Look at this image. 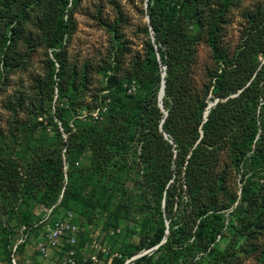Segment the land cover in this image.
<instances>
[{
  "label": "trees",
  "instance_id": "16d2710c",
  "mask_svg": "<svg viewBox=\"0 0 264 264\" xmlns=\"http://www.w3.org/2000/svg\"><path fill=\"white\" fill-rule=\"evenodd\" d=\"M238 1L148 2L147 15L153 33L152 42L147 44V50L152 54L151 70L157 71L158 64L165 67L163 110L155 100L162 76L146 73L143 68H139L137 76L148 95L144 99L121 95V83H117L116 76H110L106 87L110 90L112 101L109 105L106 104L104 113L102 104L98 105L101 107L92 106L91 102L83 100L79 103L74 98L85 87L86 82L85 77L80 78V71H67L61 56L66 35H70L73 29L72 19L70 14L64 12L66 0H53L50 3L51 11L38 23L41 33L39 40L48 49L55 50L53 60L58 64V70L54 74L64 83L66 92L62 98L70 106H60L52 115L43 107H38V114L50 118L59 136V128L53 119L60 124L66 135L61 141L64 155L62 156V148L59 147H29L24 163H20L11 153L0 150V234L6 243H11V253L16 243L10 229L12 222L17 221L18 229H23L25 235H33L36 206L52 208V212L62 206L65 207V213H71L69 209H74L85 216L87 222L92 218L93 212L101 214L104 205L100 196L107 190L111 197L119 189L111 172L122 173L130 168L129 148L135 144L139 148L134 154L140 186L152 193L158 206L163 200L167 211L175 203L174 197L185 194L186 199L181 202L188 212V219L195 221L200 218L195 230L191 232V227L183 223L174 228L178 224L173 222L171 216L167 217L170 227L169 235L166 236L162 213L159 212L158 227L143 247H154L165 237L166 242L158 248L166 250L168 261L162 260L161 264H169L179 258L183 261L186 259L187 264L195 254L206 251L209 257L207 259L212 263L217 260L212 244L217 236L222 235L225 217L220 210L227 207L219 205L217 198L225 192V188L223 176L215 173V156L219 148L229 142L233 165L237 166L248 160L257 163V168L264 160V80L260 78V74L264 72V60L257 61V54L264 57V3L262 7L247 13L246 19L261 30L256 33L255 29L252 33L249 29L243 52L239 53L241 62L236 61L215 69L208 77L209 83L204 86L202 97L195 94L188 83L193 47L197 41L189 30L194 27L197 31H202L205 27L210 47L219 58L215 35L224 22L225 12ZM48 62L54 64L51 60ZM52 74L47 85L50 94L54 84ZM147 74H150L149 78H146ZM210 88V94L213 98H218V101L207 109L205 99ZM62 90L64 89L61 87L60 92ZM238 90L240 91L235 97H229ZM106 98L109 95L103 97V104ZM224 98L227 99L222 101ZM77 103L79 104L74 107ZM96 108H99L97 118L101 119H91V112ZM233 125L236 128L231 130ZM258 130L260 132L257 136ZM86 149L92 153L90 166L78 169L85 182L92 179V188L85 195L83 187L75 189L73 186V162ZM247 153L249 155L246 157ZM64 162L67 164L66 171L63 170ZM105 174L109 175L108 182L111 183L107 188L103 185V178H100ZM64 175H67L66 184ZM253 187L250 181L242 186L240 204L235 213L241 210V203L255 208L257 201L252 194ZM20 206L23 207L22 211ZM74 222L77 224L75 219ZM247 225L248 223H242L245 231ZM254 227L257 225L254 224ZM79 236L81 237V233ZM190 237L194 241L191 244L184 243ZM20 245H17L16 252ZM141 246L137 247V251ZM64 249L65 247L60 248L61 251ZM115 261V264H123L125 259L118 258ZM143 261L153 264L151 257H142L133 264Z\"/></svg>",
  "mask_w": 264,
  "mask_h": 264
},
{
  "label": "rangeland",
  "instance_id": "374dc122",
  "mask_svg": "<svg viewBox=\"0 0 264 264\" xmlns=\"http://www.w3.org/2000/svg\"><path fill=\"white\" fill-rule=\"evenodd\" d=\"M66 1L64 12L70 14L73 29L70 35H66L61 56L67 71L71 72L73 69L80 71V78L85 77L86 82L85 87L74 96L75 100L79 103L83 100L91 102L92 106L102 104L104 113L106 104L109 105L112 101L110 90L106 87L107 78L110 76H116L117 83H121V95L144 99L148 94L143 82H139L137 76L139 68H143L146 73L165 75V67L159 64L157 71L151 70L152 54L147 50V44L153 39L147 15V5L151 0ZM52 2L53 0H0V150L11 153L20 163H24L29 147L47 146L51 149L59 147L62 148V156L64 155L61 141L66 135L60 124L53 119L59 128L61 134L59 136L50 118L38 114V107H43L52 115L56 113L54 112L56 108L70 106L68 101L62 98L66 92L63 88L65 85L61 79L59 80V76L54 74L58 70V64L53 60L55 50L48 49L39 40L41 33L38 23L51 11ZM263 3L264 0H239L228 8L224 22L220 24L215 35L219 58L210 47L205 27L202 31H197L194 27L189 30L197 38L193 47L194 55L188 80L195 94L202 97L204 86L209 83L208 77L215 69L236 61L241 62L239 53L243 52L249 29L252 33L255 29L256 33L261 30L246 19L247 13L262 7ZM156 58L159 59L158 54ZM50 60L54 62L53 65L48 62ZM263 60V55L257 54V61ZM51 74L54 84L50 94L47 85L50 83ZM149 75L147 74L146 78H149ZM260 78L264 80V72L260 74ZM61 87L64 89L62 92ZM211 89L205 99L208 103L207 109L218 101V98H213L210 94ZM240 90L229 97H235ZM158 93L159 91L155 95L157 105ZM108 95L109 98H106L103 104V97ZM114 99L116 100V97ZM98 111L99 108H96L91 112V119H101L97 118ZM80 112L85 116L84 112ZM164 113L166 114L165 111ZM235 128L233 125L230 129ZM259 132L260 130L257 136ZM138 149V145L135 144L129 148L131 156L128 158L130 165L128 170L125 169L126 171L122 173L111 172L119 189L111 197L108 196L107 190L100 196L104 205L101 214L93 212L92 218L87 222L85 216H81L74 209H69L81 233L77 246V264H115V259L122 258L126 261L150 249L153 264H161L162 260L167 262L168 254L163 248L143 247L158 227L159 212L162 213L166 236L169 235L170 225L167 220L169 216L178 224L174 228L183 223L191 227V232L195 230L200 218L195 221L188 219V212L184 210V203L181 202L186 199L185 194L174 197L175 203L167 211L164 209L163 200L158 206L152 193L148 192L146 187L140 186L135 167L137 159L134 154ZM229 150L228 142L219 148L215 156V173L223 176L225 188V192L217 198L219 205L227 207L220 210L225 217L222 235L217 236L212 244L216 250L217 260L212 263L207 259L209 257L206 251L195 254L193 260L187 264H198L200 261L199 264H264V160L257 168H255L257 163L248 160L236 166L231 162ZM91 155V151L86 149L73 162L75 174L73 186L75 189L83 187L85 195L92 188V179L85 182L83 174L78 169L90 166ZM248 155L249 153L246 157ZM66 169L67 164L64 162L63 170ZM66 177L67 175H64L65 184ZM100 178H103V185L106 188L111 185L108 182L110 178L108 174ZM247 181L254 185L252 194L257 204L255 208H251L250 205L241 203V210L235 213L236 207L240 204L242 186ZM22 210L23 207L20 206V211ZM56 210L52 212V208L38 206L34 208L36 223L33 235H25L23 229H18L17 221L12 222L10 229L13 231V240L17 242L21 239L22 242L17 252L12 254L9 250L11 243H6L0 234V264H8L12 256L18 264H60L63 254L60 249L50 250L48 258L40 257L33 249L48 226L65 215L64 206ZM243 222L248 223L246 231L242 227ZM254 224L257 227H254ZM92 239H96L100 245H105L108 251L106 256L99 252L98 261L95 263L90 259L89 243ZM193 241L194 238L190 237L184 243L191 244ZM160 242H162L160 246L163 245L166 238ZM140 245L142 246L137 251ZM186 261L179 258L178 261L169 264H185Z\"/></svg>",
  "mask_w": 264,
  "mask_h": 264
},
{
  "label": "built area",
  "instance_id": "2783aa9c",
  "mask_svg": "<svg viewBox=\"0 0 264 264\" xmlns=\"http://www.w3.org/2000/svg\"><path fill=\"white\" fill-rule=\"evenodd\" d=\"M80 228L74 222L73 215L71 213H65L64 216L54 220L50 226L44 231L43 236L39 241L36 242L33 249L42 258L49 257L50 250H58L61 247H65L62 257L60 258V264H77L76 252L78 246ZM22 240L17 241L12 247V254H15L16 247ZM89 250L91 252L90 259L95 263L97 262V254L103 253L107 255V247L100 245L96 239H92L89 243ZM151 249L142 251L130 259L126 260L124 264H133L135 260L142 257L148 258L151 255ZM116 257H120L116 255ZM111 260V259H110ZM11 264H16L15 258L12 256ZM140 264H149L145 261Z\"/></svg>",
  "mask_w": 264,
  "mask_h": 264
},
{
  "label": "water",
  "instance_id": "95a60500",
  "mask_svg": "<svg viewBox=\"0 0 264 264\" xmlns=\"http://www.w3.org/2000/svg\"><path fill=\"white\" fill-rule=\"evenodd\" d=\"M163 76H164V73L162 74L161 86H160L159 93H158V106H159L160 109H162V96H163V93H164V80H163ZM162 242H160L158 245H156L155 247H153V249L157 248Z\"/></svg>",
  "mask_w": 264,
  "mask_h": 264
}]
</instances>
